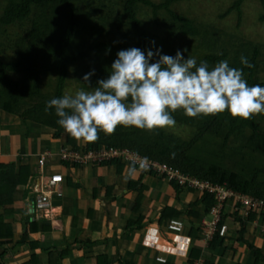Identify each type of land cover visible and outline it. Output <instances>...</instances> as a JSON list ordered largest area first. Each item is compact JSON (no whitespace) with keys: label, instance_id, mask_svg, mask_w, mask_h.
<instances>
[{"label":"trees","instance_id":"trees-1","mask_svg":"<svg viewBox=\"0 0 264 264\" xmlns=\"http://www.w3.org/2000/svg\"><path fill=\"white\" fill-rule=\"evenodd\" d=\"M179 1L181 0H164L159 4H154L150 0L117 1L116 4L120 6L118 18L110 21L111 17L97 18L94 10L86 11L85 15L81 14L76 0H8L3 13L0 14V36L6 33L8 27L9 29L24 28L29 22L31 26L25 29L24 38H18L12 46L15 48L16 61L3 62L1 60L3 53L0 50V109L19 116L23 121L32 120L53 129L52 137L54 139L63 137V143L71 148L128 147V149H134L151 160L167 163L182 172L209 180L214 184L226 185L236 192L264 200V180L260 179L262 173L264 174V165L261 167L252 166L246 174L243 168L242 170L224 168L211 159L196 156L192 151L196 143L205 137L214 142L223 154L228 146V140L232 138L233 141V138L241 135V141L233 148L236 151L230 150L229 154L235 156L236 153L241 152L239 155L244 158V154L250 152L251 158H257L253 152L259 151L260 148L264 150V128L259 125L255 116L250 120H243L239 117L233 118L228 111H225L215 116L200 115L184 118L186 115L183 110H177L172 113L175 119L197 127V132L188 141H179L175 136L157 129L152 132L151 137V131L118 126L113 135L106 136L101 131L99 139L95 143L83 144L82 141H76L58 125L55 108L45 111L46 101L63 96L70 69H73L75 77L78 78L79 86L85 91H92L98 86V80L109 76L111 64L117 58L118 51L131 47L140 48L145 52L149 49L153 52L160 49L161 54L175 56L177 50H180L187 58L188 48L186 45H181L184 37L194 39L201 36L209 46L210 53L203 55L197 64L202 60L207 61L211 69L219 61L227 60L230 67L243 70L244 79L249 86L256 84L264 86V82H259L256 78L260 49L247 45L238 47L231 45V47L222 48L221 53L213 54L212 52L219 48L217 47L218 37L216 38L215 34L212 35L209 30L200 34L199 28L195 27L192 19L177 14L171 6ZM244 1L236 0L223 15H220V18L236 11L240 21L241 6ZM261 2L264 11V0ZM142 5L152 8V11L156 13L153 21L157 24V28L160 27L165 33L162 38H159L158 44L162 43L161 41L164 44L152 43L154 35L151 31L153 32L155 29L150 28L149 19L148 21L142 20ZM159 11L166 15L163 14L162 18L159 17L157 15ZM159 18L160 21L163 20L162 26L168 30L162 29ZM260 19L264 20V15ZM102 23L110 27L106 37L103 36L105 30L100 27L103 25ZM198 27H202V25ZM5 28L6 30H4ZM85 30H87L86 34ZM114 35L118 36L121 41H118ZM88 39L91 42L85 47ZM223 41H227V39L225 38ZM241 56L247 57L253 66L242 65ZM156 59L158 56H154L152 62H155ZM39 61L42 62L41 67L37 68ZM83 62L87 65L89 63V66H93L91 62L95 65V72L90 77L91 87L86 81H83V76L90 72L89 69L84 68ZM78 64L80 65L76 67L75 65ZM15 72L23 76L21 81L13 80L12 73ZM41 73L46 76L53 73L57 75L54 93L51 96L39 97L38 87ZM22 98L25 99L22 101ZM31 98L37 100L34 103L26 102ZM25 103L27 108L20 111V105H25ZM247 129H249V133L244 134ZM219 150L213 148L209 152L205 149V152L212 153ZM172 153H175L174 157ZM110 163L117 164L118 170L123 165L119 160L103 162V164ZM4 166L5 171L0 175V205L7 201L9 192L20 181V176L25 174L24 167L19 173H15L14 165ZM27 177L28 175H25V179ZM172 183L178 191L179 186ZM140 196L141 192L139 191L137 199ZM199 201L205 205V213L208 214L214 196L203 192L195 203ZM168 208L170 207L163 211L162 219L178 213V211ZM0 224H3L1 220ZM4 228V224L0 226V233ZM8 229L11 231L10 226ZM258 253L256 250L255 254L258 255ZM120 263L130 264L125 261H120ZM97 264H107L105 257L100 256Z\"/></svg>","mask_w":264,"mask_h":264},{"label":"crops","instance_id":"crops-1","mask_svg":"<svg viewBox=\"0 0 264 264\" xmlns=\"http://www.w3.org/2000/svg\"><path fill=\"white\" fill-rule=\"evenodd\" d=\"M52 134L45 125L0 109V175L4 165H14L15 173L24 167L25 172L0 205L5 226L0 264H97L100 256L107 264H190L196 259L203 264H264V231L254 212L226 208L225 236L208 241L202 220L210 215L201 201L195 203L201 191L182 186L177 191L169 180L124 163L118 170L115 163L62 162L57 156L64 139ZM47 150L40 177L39 156ZM55 172L63 176L55 187L60 196L51 197L47 210L36 209L35 190L42 188L45 175ZM167 207L178 213L162 219ZM170 219L182 222L181 234L190 238L188 252H163L143 244L150 227Z\"/></svg>","mask_w":264,"mask_h":264},{"label":"clouds","instance_id":"clouds-1","mask_svg":"<svg viewBox=\"0 0 264 264\" xmlns=\"http://www.w3.org/2000/svg\"><path fill=\"white\" fill-rule=\"evenodd\" d=\"M116 56L109 76L98 80L93 91L79 90L75 95L46 101L45 111L55 108L58 125L78 142L95 143L99 132L111 136L118 126L148 131L167 129L175 126L172 113L177 110H183L188 117L228 111L233 118L243 120L264 114V86H249L243 70L230 67L227 60L210 69L207 61L197 64L196 58H185L180 50L170 56L161 54L160 49L145 52L136 47L120 50ZM154 56L158 59L152 62ZM240 61L246 67L253 66L247 57L241 56ZM94 72L93 69L83 76L89 86ZM63 146L70 147L62 143L60 148ZM57 157L65 162L59 152ZM140 167H145L143 162ZM129 171L134 173L135 168L130 167Z\"/></svg>","mask_w":264,"mask_h":264},{"label":"rangeland","instance_id":"rangeland-1","mask_svg":"<svg viewBox=\"0 0 264 264\" xmlns=\"http://www.w3.org/2000/svg\"><path fill=\"white\" fill-rule=\"evenodd\" d=\"M77 7L80 10L81 14L85 15L86 11H95V16L97 18L102 17H111L110 21H113L114 19L118 18V14L120 12V6L117 3V1L121 0H76ZM154 4H159L164 0H150ZM236 0H181L171 6V8L179 15L186 16L193 20L195 23V27L199 28L200 34H204L206 31H210L212 35H216L217 40L219 41V44L217 49H215L212 53L213 54H219L221 53L222 48H228L234 46L238 47L240 45H247L251 47H258L260 49V57H259V67L256 72V78L259 82H264V20H261L260 18L264 15V11L262 8V2L261 0H245L244 3L241 6L242 11V17L239 21L238 15L236 11H233L227 16H223L220 18V15H223L228 8L232 6V4ZM8 0H0V14L3 13L4 7L6 6V3ZM142 13L141 17L142 20L150 21V28L155 29L151 33L154 35V43H159V38H162L164 36L163 30L161 28H157V24L154 23L155 18V12L152 11V8L142 5L141 7ZM165 14L162 11L157 12V15L162 18V15ZM156 15V16H157ZM166 15V14H165ZM160 21V18H159ZM162 21H160L162 26ZM103 25L100 26L102 29L105 30L103 32V36L106 37V33H108V30H110L108 25L102 23ZM202 27H198L201 26ZM28 26H31V23H27L24 28H7L6 33L1 34L0 36V50L2 51L1 60L3 62H14L17 59V56L15 54V48H12L14 45V42L18 40V38H24V35L26 33V28ZM108 28V29H107ZM164 27L162 26V29ZM6 30V28L4 29ZM168 29L164 28V31ZM87 30H85L86 34ZM84 34V35H85ZM210 34V33H209ZM115 38L119 41L121 39L114 35ZM84 37V36H83ZM220 37V39H219ZM227 39V41H223ZM232 38V41H231ZM105 39V38H102ZM101 39V40H102ZM200 36L197 38H183V41L181 42V45H186L188 48V57H194L198 61L203 55L209 54L210 49L209 46L206 44V42L203 40ZM91 42V40L86 41L85 47H87ZM162 43L158 44H164ZM123 43V42H121ZM223 46V47H222ZM233 47V48H234ZM41 61H39V65L37 68L41 67ZM82 64V63H81ZM83 66L86 69H89L88 71H92L91 69H95V65L91 62L93 66H89L86 63L83 62ZM80 64L75 65L78 67ZM73 66V68H75ZM42 74V73H41ZM12 77L14 81H21L23 76L18 74L17 72L12 73ZM57 79L56 74H51L49 76H46L45 74L39 76V97L40 96H51L54 93V85L55 81ZM77 77H75L73 73V69H70L69 75L66 79V84L64 88L63 95H75V93L79 90H83L80 84L77 82ZM90 91V90H88ZM93 91V90H92ZM25 98H22V101ZM37 99L31 98L28 99L26 102L34 103ZM27 108V105L25 103L21 104L19 107L20 111H23ZM11 116V115H10ZM184 116V115H183ZM187 118V116H184V118ZM175 119V118H174ZM255 119L259 123L260 126L264 128V114L256 115ZM176 124L173 127L167 128V129H157L165 132L168 135H173L176 138H178L179 141L185 142L188 141L194 136V134L197 132V127L195 125H191L188 123L180 122L179 120L175 119ZM155 131V130H153ZM150 132V135L152 137V132ZM249 133V129L244 132V134ZM143 134V133H142ZM241 135H239L237 138H232L228 140V146L223 154H221V151L219 150V147L216 146L214 142L209 140L208 138L203 137L200 139L196 146L193 148V154H195L198 157L204 158V159H211L213 162H216L218 164H221V167L232 169V170H242L248 174V170L252 166H263L264 165V150L259 149L257 152H253L254 155L257 158H251L249 156V153H245V157L243 158L241 155H239L241 152H238L235 154V156H231L229 154L230 150H234L233 148L236 146V144H239L241 141ZM136 139V138H134ZM208 139V141H206ZM218 139V138H217ZM84 144V143H83ZM126 148V147H125ZM219 150L218 152H212L208 153L205 152V149L210 152V150ZM128 149V147H127ZM133 152H135L137 157L143 162L147 161V156L139 153L138 151L134 149H128ZM236 151V150H234ZM252 153V154H253ZM129 159L123 158L121 161L122 163L130 166L132 164L129 163ZM139 160V161H140ZM243 165V166H242ZM147 173V172H146ZM43 174V173H42ZM44 175V174H43ZM192 175V174H190ZM194 176V175H192ZM261 180H264V174L260 176ZM198 190V189H196ZM200 191V190H199ZM231 202L228 204H225V208H230ZM210 217H208L209 219Z\"/></svg>","mask_w":264,"mask_h":264},{"label":"built area","instance_id":"built-area-1","mask_svg":"<svg viewBox=\"0 0 264 264\" xmlns=\"http://www.w3.org/2000/svg\"><path fill=\"white\" fill-rule=\"evenodd\" d=\"M50 155V150L45 151L39 156V169L42 174L43 166L45 165L47 156ZM137 154L127 148H118L113 146H101L96 149L91 148H70L63 146L59 150V158L63 161L73 164H100L105 161L129 159V163L140 167L141 160ZM140 160V161H139ZM144 170H150L159 176H164L169 181H174L176 184L198 189L207 192L214 196V201L209 208V219L202 220L203 232L205 238L211 241L216 235L225 236L227 225L222 222L225 204L231 202V208H238L245 215L254 212L260 217V224L264 231V200L261 198L252 197L222 184H214L209 180L201 179L196 176L181 172L178 168L167 165L156 160L147 159L143 161ZM44 178V177H43ZM63 181L61 173L55 172L45 175V180L41 189L35 190L34 204L36 209L47 210L51 206V197L53 195L60 196V191L55 189L58 184ZM182 222L177 219H170L164 227L149 228L143 237V244L163 252L175 254H183L188 251L189 237L181 234ZM164 241V242H162ZM164 261L163 258H160ZM190 264H203L202 260H193Z\"/></svg>","mask_w":264,"mask_h":264}]
</instances>
